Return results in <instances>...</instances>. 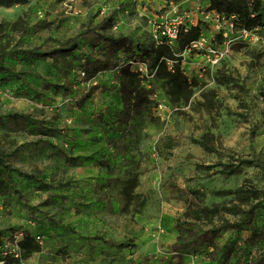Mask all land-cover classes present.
Instances as JSON below:
<instances>
[{"label": "rangeland", "instance_id": "1", "mask_svg": "<svg viewBox=\"0 0 264 264\" xmlns=\"http://www.w3.org/2000/svg\"><path fill=\"white\" fill-rule=\"evenodd\" d=\"M171 2L178 1L29 0L0 5V47L69 44L82 29L103 27L106 19L107 32L133 34L150 43L154 20ZM207 31L212 34L211 28ZM258 33L254 42L235 43L217 70L193 84L168 85L169 70L160 67L159 60L152 78L165 93L164 110L151 98L139 108L133 105L139 78L131 71L139 68L136 64L82 80L79 62L70 71L54 67L51 58L11 62L54 80L63 81L67 72L75 92L51 89L35 97L19 93V83L0 84V114H24L36 122L11 118L9 126L0 125L8 162L27 174L15 173L9 192L0 195V237L27 233L19 257L9 256L6 264H202L208 259L211 247L189 262L173 260L167 250L179 236L174 223L185 216L188 197H194L198 207L214 210L201 214V223L210 226L237 218L235 206L245 205L235 191L245 180L264 189V26ZM82 44L80 50L90 51ZM31 85H36L34 80ZM88 93L85 108H80L77 101ZM126 104L132 116L121 124L114 113ZM99 111H105L109 124H96ZM52 128L56 133H45ZM211 134L218 145L232 150L233 158L251 159L253 165L228 177L215 173L230 157L220 158L192 140ZM98 137L101 140L94 142ZM46 140L68 156L85 160L74 164L46 146ZM118 178L130 180V185L122 186ZM175 187L199 192H178L181 198H173ZM89 235L113 238L123 248L85 238ZM249 235L224 233L223 239L236 242L230 264L257 256L258 247L246 241Z\"/></svg>", "mask_w": 264, "mask_h": 264}, {"label": "trees", "instance_id": "2", "mask_svg": "<svg viewBox=\"0 0 264 264\" xmlns=\"http://www.w3.org/2000/svg\"><path fill=\"white\" fill-rule=\"evenodd\" d=\"M28 1L29 0H0V5L9 7L16 4H25ZM204 4H209L211 9H217L227 15H236L240 26L252 28L264 25V0H204ZM108 20L110 19L104 21L106 24L103 27L88 25L85 29H82L69 44L63 43L62 45L59 44L56 46L42 45L37 47L18 48L1 46L0 84L8 85L11 82L19 83V93L24 95L35 94V97H40L44 94V90L51 89L74 94L75 82L67 72L65 73V79L63 81L60 79L54 80L41 75L35 70L18 69L17 66L12 65L11 62L31 63L33 61L51 58L54 67L60 68L64 66L67 71L73 70L75 68V63L79 62L78 69L79 73L83 76L82 80H90L99 77L102 73L108 74L117 69L120 65H139V61H148V75L141 72L139 68L135 71H131V75L135 79L139 78L133 89V105L139 108L151 98L155 100V104L158 108L160 103H166L164 100L165 93H160L158 91L155 80L152 78L154 68L159 60H161L160 67L169 70L167 84L170 86L193 84L201 78L197 74L189 76L181 63V57H177L176 54L182 53L193 41L199 39L202 34L210 33L207 30L211 27L207 22L200 20L197 24L190 25L188 31L181 32L174 47H170L165 44H157L152 34L149 38L150 43H144V41L138 40L133 34H114L107 32L106 29L108 27L106 28V26L108 25ZM11 30H15V28L13 27ZM81 43L88 47L90 51L80 50ZM128 53H130L131 57ZM133 57L135 60L132 62L131 59ZM169 60L172 61L171 64L168 63ZM224 61L225 60H223V62ZM31 80L35 81V86L31 85ZM38 85L41 86V89L37 88ZM90 96L91 95L88 93L83 99L77 101L80 108H85L84 103ZM114 114L117 121L121 124H127L132 116V107L126 104L122 110ZM96 116L98 118L96 121L97 125L109 124L105 111H99ZM11 118H15L16 120L20 118V120H25L28 124H36L35 120L30 117L16 113L15 115L0 114V125L4 127L9 126L8 122ZM56 130L57 129L52 128V130L46 131L45 133H56ZM100 140L101 138L98 137L94 139V142H99ZM192 140L200 144L207 151L216 153L220 158L225 156L230 157V160L226 163H220L223 167L214 171L215 173H220L228 177L241 174L246 167L253 165L254 161L251 159L233 158L231 153L232 150L224 148L222 144L218 145L219 143L212 134L208 139H197L193 137ZM164 141H166L167 146H171L172 143H170V141ZM46 144V146L52 147L60 153H64V156L72 160L74 164L78 163L77 160H85L82 155L77 157L68 156L61 148L50 141L46 140ZM8 156L9 153L5 151L0 143V195L9 192V183L10 181L13 182L15 179V173L27 176L25 172L12 167L8 162ZM117 182L122 186H129L131 181L118 178ZM248 182V180H245L235 191L238 199L245 205V207L242 205L235 206L233 214L237 216V218L233 220L226 219L221 223H215L210 226H204L201 223V214L208 216L209 213L214 210L206 206L198 207L195 203L196 199L191 196L188 197L185 200L188 205L185 216L183 218H177L174 223V227L179 232V236L169 245L167 254H170L171 258H174L173 260L179 258L180 261L185 260L189 262L197 257L196 255L199 251L211 247L212 249H209L208 259H204L202 264H230L229 261L236 250V242L234 238L231 237L223 239L224 233L228 231L235 233L250 231V235L246 238V241L258 247L256 250L257 256L248 259L243 264H264V244L262 243L264 242V189H260L252 184L247 185ZM178 192L197 194L199 191L197 189L175 187L171 192L172 197L181 198ZM18 234H22L18 241V246L20 248L21 243L25 241L27 236L24 230L12 234L11 236L13 238L0 237V251L4 244L14 243L16 235ZM37 237L41 238V236ZM85 238L102 240L108 246L116 247L117 249L123 248V243L104 235H89ZM238 244H241V242L238 241ZM9 256L17 258L14 254L5 257L0 254V260L4 259L6 261ZM194 262L195 264H199L197 260H194Z\"/></svg>", "mask_w": 264, "mask_h": 264}, {"label": "built area", "instance_id": "3", "mask_svg": "<svg viewBox=\"0 0 264 264\" xmlns=\"http://www.w3.org/2000/svg\"><path fill=\"white\" fill-rule=\"evenodd\" d=\"M209 6L204 4V0L171 2L170 6L163 9L161 15L154 20L155 24L151 31L154 40L159 45L165 44L170 47H174L182 31H188L190 25L197 24L200 20L207 22L211 27L212 34H202L182 53L176 54L177 57H181V63L189 76L197 74L202 78L208 71L217 70L235 43L254 42L260 38L258 31L262 26L252 28L240 26L236 15H227ZM117 26L115 25V28ZM139 70L148 75L147 63H140ZM165 107V103H160L158 110H164ZM21 236L22 234L16 235L12 244H4L0 254L3 257L10 254L18 257L20 249L18 241ZM0 264H6V261L0 260Z\"/></svg>", "mask_w": 264, "mask_h": 264}]
</instances>
